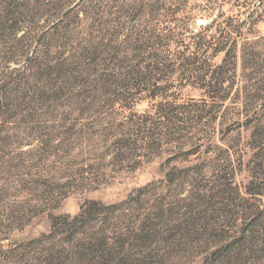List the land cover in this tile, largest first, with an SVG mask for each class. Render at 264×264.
Segmentation results:
<instances>
[{"label": "rangeland", "instance_id": "obj_1", "mask_svg": "<svg viewBox=\"0 0 264 264\" xmlns=\"http://www.w3.org/2000/svg\"><path fill=\"white\" fill-rule=\"evenodd\" d=\"M0 264H264V0H0Z\"/></svg>", "mask_w": 264, "mask_h": 264}, {"label": "trees", "instance_id": "obj_2", "mask_svg": "<svg viewBox=\"0 0 264 264\" xmlns=\"http://www.w3.org/2000/svg\"><path fill=\"white\" fill-rule=\"evenodd\" d=\"M211 27L207 28L206 30L207 31H210ZM205 36V35H204ZM197 39H195V50L197 51V53H199L200 49L202 50V48L206 47L207 45H210L208 42H207V38H204L203 37V34L201 36H196ZM226 46V45H225ZM224 45H215L214 47V52H213V55L218 53V52H221L222 50L224 51L225 50V47ZM213 48V47H211ZM227 56L226 58L224 59L223 63H222V67H218V71H222L223 67L225 65H228L229 67H233L235 65L234 63V58H236V56L233 55V53L231 52V49H228L227 51ZM195 61H197L198 59V55H195V58H193ZM191 59V60H193ZM189 62V61H188ZM196 64V63H195ZM194 65V64H193ZM194 73L197 75L196 76V81L200 82V84L202 86H204V88L207 90L208 93H212V94H219L220 92L223 91V76L222 74H219L220 72H217L215 73L214 75H211L210 78H206L205 76H198V71H199V68L194 66ZM211 74V72H210ZM208 79V80H207ZM85 208L82 209V215L80 217H83L85 216ZM83 219V218H82ZM80 219V220H82ZM79 220V221H80ZM77 221V219H76ZM79 223V222H78ZM83 223V221H82ZM81 223V224H82Z\"/></svg>", "mask_w": 264, "mask_h": 264}]
</instances>
